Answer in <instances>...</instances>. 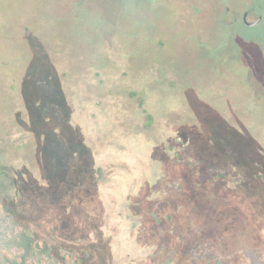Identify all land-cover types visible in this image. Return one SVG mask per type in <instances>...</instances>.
<instances>
[{
    "label": "rangeland",
    "instance_id": "374dc122",
    "mask_svg": "<svg viewBox=\"0 0 264 264\" xmlns=\"http://www.w3.org/2000/svg\"><path fill=\"white\" fill-rule=\"evenodd\" d=\"M3 166L0 264L264 252V0H0Z\"/></svg>",
    "mask_w": 264,
    "mask_h": 264
},
{
    "label": "flooded vegetation",
    "instance_id": "af4514ba",
    "mask_svg": "<svg viewBox=\"0 0 264 264\" xmlns=\"http://www.w3.org/2000/svg\"><path fill=\"white\" fill-rule=\"evenodd\" d=\"M230 9L227 8V12H229ZM247 15L248 17V13L245 12L243 15H242V21L244 23V20H243V17L244 15ZM260 18V17H259ZM238 16L234 17L233 18V21H238ZM245 24V23H244ZM260 24V23H259ZM258 24V25H259ZM246 25V24H245ZM247 26V25H246ZM249 27V26H248ZM182 147H179L178 151L176 152V157H177V162L180 164L182 163L183 161L185 162L186 159L184 158V156L182 155ZM187 164V163H186ZM189 164V163H188ZM194 171L195 172H198V169L197 168H194ZM208 180L209 182L211 181V179H205V181ZM207 182V183H209ZM200 184H198L199 186ZM196 193V196H197V192L198 190L195 189L194 191ZM196 199V198H194ZM193 199V200H194ZM191 200V201H193ZM189 202V201H188ZM179 204H185V203H179ZM175 206V209L173 210V212H171V214H168L166 216L164 215H159V212H154V206H149L147 207V211L148 213H152L150 216V220L149 222V226L151 227V223L154 225V227L162 234L163 238L162 240L165 238L166 235H169L170 233L169 232H166V229L168 227L169 224H171V222L175 221V225H179V222H177V209H178V206ZM164 212V211H163ZM170 216H173L174 220L173 221H168V218ZM159 219H164L165 221V224L164 225H159V222L157 220ZM137 223H134L133 226L136 227L138 225H136ZM234 224V223H233ZM245 229H248L246 226H245ZM177 230V229H176ZM262 233V236L264 237V234L263 232ZM171 235V234H170ZM173 236V234L171 235ZM173 238V237H172ZM228 244V243H226ZM174 249H176L174 246H172ZM258 247L257 252H256V257H252V254L254 255L255 254V248ZM215 247H213L211 244L209 243H203L201 246H199L196 251H195V254H194V259H191L192 261L191 262H196V264L198 263L196 258H195V255H197V253H204V254H207L209 255L208 256V262L206 264H239V262L236 263V261L238 259H241L242 263L241 264H264V252L261 251V248L258 246V245H254V246H249V245H246L244 244L243 246H236V247H232V248H229L228 250L226 251H223V250H216L214 249ZM177 250V249H176ZM175 250V251H176ZM180 255H182L184 253V251L182 249H178ZM90 251V250H88ZM181 251V253H180ZM50 254V260L51 262H54L55 259H56V252H54V250H50L49 252ZM92 253V251H91ZM85 255V254H84ZM158 256H159V253H158ZM62 257V256H61ZM71 258V256L69 257ZM62 259V258H61ZM68 259V258H66ZM63 260L65 263L63 264H69L67 261ZM93 259V258H92ZM182 259H190L189 257H183ZM236 259V260H235ZM161 260V257L159 256V261ZM91 261V260H90ZM89 261V262H90ZM88 262V263H89ZM70 264H73L72 262Z\"/></svg>",
    "mask_w": 264,
    "mask_h": 264
},
{
    "label": "trees",
    "instance_id": "16d2710c",
    "mask_svg": "<svg viewBox=\"0 0 264 264\" xmlns=\"http://www.w3.org/2000/svg\"><path fill=\"white\" fill-rule=\"evenodd\" d=\"M45 167L49 170V166H46ZM9 169L5 168L4 166L2 168H0V176H6L7 175V171ZM100 171V170H99ZM93 182L94 183H97V180L94 178L93 179ZM205 182H209L208 180H206ZM16 188V180L14 178H11L8 185L5 184V182H3L2 180H0V194L1 193H4L3 196L1 195L0 199L5 203V205H7L6 207L8 209H10V215L14 218H17L19 217L21 214L18 212V208H17V203H19V200H20V197L22 196L19 192L18 194V197L15 195V196H11V192L12 190H14ZM174 218L173 216H170L168 218V221H173ZM159 222V225H164L165 224V221L164 219H159L157 220ZM29 234L32 233L31 229H28L27 230ZM84 254H85V258L84 260H82L79 256V254H76L74 257V259H72V263L73 264H88V262L90 260H92L93 258V254L91 253V251H88V250H85L84 251ZM60 257L62 255V253H59ZM63 260H65L67 257L66 255H62L61 257ZM69 258V257H68Z\"/></svg>",
    "mask_w": 264,
    "mask_h": 264
},
{
    "label": "water",
    "instance_id": "95a60500",
    "mask_svg": "<svg viewBox=\"0 0 264 264\" xmlns=\"http://www.w3.org/2000/svg\"><path fill=\"white\" fill-rule=\"evenodd\" d=\"M243 20L247 26L254 27V26H257L261 22L262 18L260 17L256 21H249L247 15L245 14L243 17Z\"/></svg>",
    "mask_w": 264,
    "mask_h": 264
}]
</instances>
